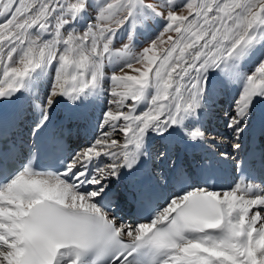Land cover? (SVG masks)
I'll use <instances>...</instances> for the list:
<instances>
[{
  "label": "snow or ice",
  "instance_id": "obj_1",
  "mask_svg": "<svg viewBox=\"0 0 264 264\" xmlns=\"http://www.w3.org/2000/svg\"><path fill=\"white\" fill-rule=\"evenodd\" d=\"M261 184L264 0H0V264H264Z\"/></svg>",
  "mask_w": 264,
  "mask_h": 264
},
{
  "label": "bare ground",
  "instance_id": "obj_2",
  "mask_svg": "<svg viewBox=\"0 0 264 264\" xmlns=\"http://www.w3.org/2000/svg\"><path fill=\"white\" fill-rule=\"evenodd\" d=\"M114 46H119V43H114ZM106 71H108L109 72V74H110V67H107L106 66ZM228 97V96H227ZM228 99H229V97L227 98V101H228ZM227 101H226V107H224V105L221 107V108H227ZM63 108V107H62ZM61 108V109H62ZM28 121H26V123H27ZM23 128H26V127H22L21 128V131H24V129ZM27 129V128H26ZM217 132H220V133H223L224 131H212V133H214V135H215V138L217 139V140H221L222 141V144L221 145H217V146H215L216 147V149H217V147L218 148H220V149H222V150H225V151H228V152H231L232 150H231V148H230V143H231V141L229 142L228 140H227V137L226 136H223V135H217ZM219 137H221V138H219ZM225 138V139H224ZM209 145H211V144H209ZM211 146H213V145H211Z\"/></svg>",
  "mask_w": 264,
  "mask_h": 264
},
{
  "label": "rangeland",
  "instance_id": "obj_3",
  "mask_svg": "<svg viewBox=\"0 0 264 264\" xmlns=\"http://www.w3.org/2000/svg\"><path fill=\"white\" fill-rule=\"evenodd\" d=\"M115 43V42H114ZM115 48H119L120 47V44L119 46H114ZM227 96L223 97V103L221 105H224V107H226V101H227ZM228 106V105H227ZM222 107V106H221ZM91 111H93L94 113H97L99 115V110L96 109V108H90ZM210 127L213 129V130H219V131H224V128H223V121L222 120H219V119H213L212 122H211V125ZM212 133V132H211ZM210 135L211 136H215L214 133H212ZM221 138V137H219ZM225 139V138H224ZM227 140L230 142V140L227 138Z\"/></svg>",
  "mask_w": 264,
  "mask_h": 264
}]
</instances>
